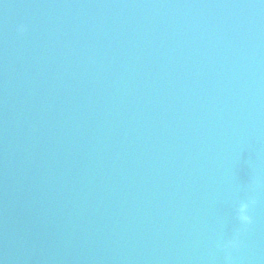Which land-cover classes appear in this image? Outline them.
Returning <instances> with one entry per match:
<instances>
[{"label":"water","instance_id":"95a60500","mask_svg":"<svg viewBox=\"0 0 264 264\" xmlns=\"http://www.w3.org/2000/svg\"><path fill=\"white\" fill-rule=\"evenodd\" d=\"M253 177L234 264H264V0H0V264H224Z\"/></svg>","mask_w":264,"mask_h":264},{"label":"clouds","instance_id":"9594fccd","mask_svg":"<svg viewBox=\"0 0 264 264\" xmlns=\"http://www.w3.org/2000/svg\"><path fill=\"white\" fill-rule=\"evenodd\" d=\"M19 30L24 31V27L20 26ZM258 186V179L253 177L250 186V191L252 192V194H250L248 198L241 203L242 211L238 217L241 227L237 228L230 238L223 239L217 243V248L223 252L224 264H234L233 252L239 249L241 246V231L243 228H247L254 223V217L251 214V210L256 206L258 202L257 197L254 194V189Z\"/></svg>","mask_w":264,"mask_h":264}]
</instances>
